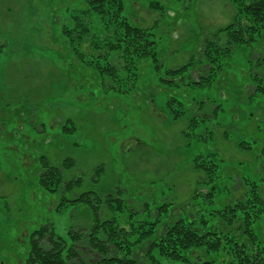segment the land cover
I'll use <instances>...</instances> for the list:
<instances>
[{"label":"rangeland","instance_id":"rangeland-1","mask_svg":"<svg viewBox=\"0 0 264 264\" xmlns=\"http://www.w3.org/2000/svg\"><path fill=\"white\" fill-rule=\"evenodd\" d=\"M157 1L164 11L151 10ZM78 4L0 0V193L5 192L0 264H23L29 234L45 223L52 222L59 236L93 223L86 206L51 208L57 197L43 190L36 175L42 156L55 164L66 157L76 160L65 178L84 180L69 197L122 189L120 195L135 208H125L133 220L154 219L162 203H171L170 214L176 213L200 185L193 164L201 155H211L219 165L224 200L216 206L235 201L245 179L258 182L264 195V93L253 91L264 83L255 78L264 69L259 58L264 38L222 55L224 70L210 83H195L202 39L233 21L234 6L228 0H124L133 24L153 28L159 60H141L136 90L116 95L99 92L101 77L65 49L63 24L71 25L66 19ZM188 62L191 70L175 81L163 80L168 70ZM173 96L186 109L175 122L167 115ZM190 116L196 124L190 125ZM66 120L77 129L69 138L61 134ZM242 141L251 148L242 149ZM101 165L105 168L95 181L94 169ZM141 201L151 209H141ZM253 226L264 243V221ZM153 255L161 264H231L218 253L198 250L186 253L188 261Z\"/></svg>","mask_w":264,"mask_h":264},{"label":"trees","instance_id":"trees-1","mask_svg":"<svg viewBox=\"0 0 264 264\" xmlns=\"http://www.w3.org/2000/svg\"><path fill=\"white\" fill-rule=\"evenodd\" d=\"M74 1L81 4L67 16L66 21L71 25L63 24V34L69 45L65 49L75 52L82 63L91 67L95 73L92 76L101 77L99 92L118 95L135 91V82L140 77L139 62L159 60L153 28L133 24L124 13V0ZM228 1L234 6L236 15L216 34L202 39L196 84L210 83L218 71L224 70L222 55L229 56L235 48L249 45L258 37L264 38V0ZM149 7L164 11L160 1L151 2ZM93 16H97L96 21ZM262 48L259 58L264 61V39ZM190 65L188 62L171 68L167 71L169 76L163 80L175 81L181 77V72L191 70ZM255 78L264 81V69L256 73ZM253 89L255 94L264 93V83L256 84ZM91 93L95 94V91ZM185 112L183 101L174 96L168 99L169 119L178 121L185 117ZM189 122L196 124L197 118L190 116ZM62 129L68 138L77 132L72 120H66ZM185 134L190 135L187 131ZM238 144L244 150L251 148L249 142ZM39 160V185L56 195L54 209L63 211L68 206H86L93 214V223L79 230L71 229L66 236L57 235L52 222L33 230L28 236L23 264H161L153 255L154 251L188 261L186 253L197 250L218 253L231 264H264V243L260 242L253 226L264 221L261 186L256 181L242 180V188L237 186L238 191L242 189L240 196L235 201L216 206L224 198L219 165L211 155L195 159L193 166L201 174L200 185L176 213L170 214L171 203H162L155 207L154 219L148 216L140 220H133V213L128 214L125 210L135 208L120 195L122 189L113 193L73 192L69 197L67 194L81 187L84 180V177L65 178V173L76 166L74 158L66 157L58 164L46 156ZM104 168L101 165L94 169L95 181ZM262 180L264 187V178ZM142 203L141 209H151L148 202Z\"/></svg>","mask_w":264,"mask_h":264},{"label":"crops","instance_id":"crops-1","mask_svg":"<svg viewBox=\"0 0 264 264\" xmlns=\"http://www.w3.org/2000/svg\"><path fill=\"white\" fill-rule=\"evenodd\" d=\"M40 131H42V132L44 131V132L46 133V129H45V128H42V130H40ZM42 132H41V133H42ZM45 133H44V134H45ZM61 134H64L63 129H62V133H61ZM18 150H19V148H18ZM25 155H26V157H27V154H25ZM23 165H24V164H23ZM25 165H28V161L26 162ZM38 173H39V171L36 173L37 176L39 175ZM38 182H39V181H38ZM4 193H5V192L0 193V194H1V195H0V201H2L1 198H4V197H5V196H4ZM34 195H36V194L34 193ZM4 200H5V199H4ZM51 206H52L51 208L54 209V204H52Z\"/></svg>","mask_w":264,"mask_h":264}]
</instances>
